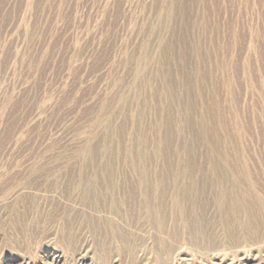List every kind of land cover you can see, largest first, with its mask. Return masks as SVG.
Masks as SVG:
<instances>
[{"label":"rangeland","instance_id":"rangeland-1","mask_svg":"<svg viewBox=\"0 0 264 264\" xmlns=\"http://www.w3.org/2000/svg\"><path fill=\"white\" fill-rule=\"evenodd\" d=\"M0 264H264V0H0Z\"/></svg>","mask_w":264,"mask_h":264},{"label":"bare ground","instance_id":"bare-ground-1","mask_svg":"<svg viewBox=\"0 0 264 264\" xmlns=\"http://www.w3.org/2000/svg\"><path fill=\"white\" fill-rule=\"evenodd\" d=\"M107 177V176H106ZM139 178H138V180H139V186H140V188H141V190H142V193L144 194V196L145 197H147V196H150V194L149 193H151V194H155V193H157V190L159 189V188H157V187H154V186H150L148 183H149V181H148V179H147V176H145L144 174H140L139 176H138ZM109 180V179H108ZM104 182V181H103ZM102 182V183H103ZM108 182V181H107ZM111 183V182H110ZM96 184V183H95ZM108 184V183H107ZM97 185V184H96ZM114 186H115V184H114ZM94 187H95V185H94ZM113 187V186H112ZM110 188V187H109ZM191 188V187H190ZM187 189V188H186ZM105 190H106V188H105ZM112 190V189H111ZM110 191V190H109ZM113 191V190H112ZM227 197V196H226ZM225 201V197H223L221 200H220V204L222 203V202H224ZM91 203V202H90ZM175 203H176V205L178 206L179 205V201H177V200H175ZM222 204H224V203H222ZM221 204V205H222ZM241 204V203H240ZM175 205V207L177 208V206ZM163 207H165V206H163V203L162 202H159L157 205H155L154 207L152 206V208L151 209H149V211H152L153 212V214H152V216L154 217V224L153 225H156V229H158V233H159V241L160 240H163V237L165 236V230H164V228H163V220H164V216H163V214L161 215L160 214V212H162V210H164L163 209ZM178 207H180V205L178 206ZM224 207V206H223ZM231 210H233L232 208L230 209V211ZM177 211V210H176ZM233 212V211H232ZM151 216V215H150ZM152 218V217H151ZM147 221V220H146ZM140 223V222H139ZM166 224V223H165ZM126 234V233H125ZM133 235V234H132ZM175 235V234H174ZM125 236V235H124ZM126 238V237H125ZM124 238V239H125ZM161 238V239H160ZM158 240V239H157Z\"/></svg>","mask_w":264,"mask_h":264}]
</instances>
